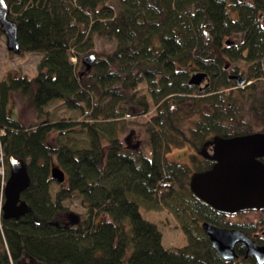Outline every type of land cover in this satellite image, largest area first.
<instances>
[{
  "label": "trees",
  "instance_id": "16d2710c",
  "mask_svg": "<svg viewBox=\"0 0 264 264\" xmlns=\"http://www.w3.org/2000/svg\"><path fill=\"white\" fill-rule=\"evenodd\" d=\"M4 1L19 53L40 58L33 76L0 79L5 175L13 156L29 176L20 194L25 213L3 218L0 201V264H258L239 244L237 258L223 259L201 224L243 230L262 244L256 233L264 216L234 221L199 199L189 181L215 163L211 142L252 131L243 100H255L250 111L264 127V0ZM197 72L205 74L202 89L188 82ZM233 73L250 84L237 87ZM17 91L45 114L34 125L7 114ZM53 101L86 118L52 120L45 108ZM145 114L149 156L120 138L127 118ZM184 144L200 155L192 166L164 155ZM52 165L64 171L63 182L51 178ZM71 200L84 208L75 221ZM140 207L164 209L186 244L165 247Z\"/></svg>",
  "mask_w": 264,
  "mask_h": 264
},
{
  "label": "water",
  "instance_id": "95a60500",
  "mask_svg": "<svg viewBox=\"0 0 264 264\" xmlns=\"http://www.w3.org/2000/svg\"><path fill=\"white\" fill-rule=\"evenodd\" d=\"M8 6L0 0V32L5 36L8 51L19 52L17 28L14 21L8 18ZM94 56L82 59L88 67ZM205 74L198 72L189 78V84L198 85ZM237 85L245 80L240 75L230 76ZM215 163L207 170L192 175L189 181L190 190L202 201L218 212L235 214L244 210H264V163L256 156L264 152V135L251 134L241 137L216 139L211 143ZM8 176L2 186L3 218H19L27 211V204L20 194L29 185V176L24 161L10 156L7 160ZM53 180L61 183L65 179L64 171L56 166L50 167ZM73 221L75 214L69 213ZM202 229L212 248L225 260L238 257L235 245L245 249L244 257H253L258 264H264V244L259 245L243 230L218 227L203 222Z\"/></svg>",
  "mask_w": 264,
  "mask_h": 264
},
{
  "label": "rangeland",
  "instance_id": "374dc122",
  "mask_svg": "<svg viewBox=\"0 0 264 264\" xmlns=\"http://www.w3.org/2000/svg\"><path fill=\"white\" fill-rule=\"evenodd\" d=\"M39 58L40 54L38 53L21 54L19 52L13 53L8 51L5 45V37L2 32H0V79L11 72L13 74H21L28 77L33 76L36 72V65ZM244 67V65L241 66V68ZM240 75H242V73H240ZM241 77L245 78L244 75H242ZM203 82L204 80L202 79L198 86L200 84L202 85ZM247 84L248 83H246V85L243 84L238 87H246ZM260 85L264 87V81H261ZM260 85H257V87H260ZM45 110L50 111V118L52 120L64 116L80 120L86 118L85 115H82L79 110L67 109L60 101H53L45 108ZM248 110V105L244 104V119L254 124L256 119ZM7 114L11 118L20 121L24 126L34 125L45 115L42 114L37 116L32 106L23 97L20 91L11 93L7 104ZM148 116L149 114H145L127 118L125 120V131L120 134V138L125 146L129 147L130 150H140L147 156L150 155L151 151L147 135L143 130L142 123L148 118ZM193 119H195V116L192 117V120ZM194 152L195 151L191 146L184 144L182 147H170V149L168 148L164 151V155L170 161L192 166L190 153ZM65 203L68 207V214H80L84 211V208L78 200L66 201ZM140 212L143 217L157 225L162 233V243L165 247L174 249L186 244L187 239L185 235L182 233L175 220L171 218L164 209L155 211L140 207ZM261 215V213L257 212H240L232 215L231 219L234 221H249L255 220Z\"/></svg>",
  "mask_w": 264,
  "mask_h": 264
},
{
  "label": "flooded vegetation",
  "instance_id": "af4514ba",
  "mask_svg": "<svg viewBox=\"0 0 264 264\" xmlns=\"http://www.w3.org/2000/svg\"><path fill=\"white\" fill-rule=\"evenodd\" d=\"M227 70H231V67H230V65L229 64H227ZM230 75H239V74H237V73H233V74H229V76ZM240 76H242V75H240ZM243 78V77H242ZM244 80H245V85H246V83H248V84H250V81H248V80H246L245 78H243ZM204 83V82H203ZM247 84V85H248ZM259 84V83H258ZM258 89H259V87H258ZM250 94V93H249ZM258 95L259 96H263V94L262 93H260V91L258 92ZM255 98H256V96H255ZM253 101L255 102V100H251V99H245V100H243V103H242V108H244V104H246V105H248V111L249 112H251L250 111V108H251V105H252V103H253ZM243 114H244V112H243ZM251 114H252V112H251ZM253 115V114H252ZM254 116V115H253ZM255 117V116H254ZM255 123L254 124H252V123H250L249 121H246L245 119H244V121H246L250 126H251V128H252V131L250 132V133H247V134H245V135H242V136H247V135H251V134H257V135H264V127L262 126V124L260 123V121L258 120V118H256L255 117ZM234 137H241V136H234ZM231 138H233V137H231ZM212 143V142H211ZM185 148V147H184ZM170 149V148H169ZM191 155H190V159H192V158H199L200 157V155L197 153V152H194V153H190ZM256 159L257 160H259V161H261L262 163H264V152H261V153H259L257 156H256ZM249 212H257V213H261L262 215L261 216H264V210L263 211H249ZM260 216V217H261ZM259 218V217H258ZM256 220V219H255ZM249 221H251V220H249ZM256 235L257 236H261L262 238L264 237V228H261L260 230H258V232L256 233ZM256 241V240H255ZM258 244V243H257ZM262 244H264V243H262ZM262 244H259V245H262Z\"/></svg>",
  "mask_w": 264,
  "mask_h": 264
},
{
  "label": "built area",
  "instance_id": "2783aa9c",
  "mask_svg": "<svg viewBox=\"0 0 264 264\" xmlns=\"http://www.w3.org/2000/svg\"><path fill=\"white\" fill-rule=\"evenodd\" d=\"M0 160H1V156H0ZM0 172H1V174H2V167L0 168Z\"/></svg>",
  "mask_w": 264,
  "mask_h": 264
}]
</instances>
